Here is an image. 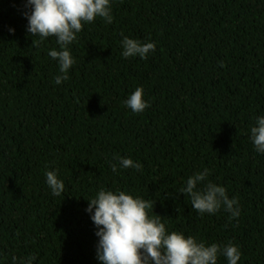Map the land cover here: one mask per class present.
<instances>
[{
	"label": "trees",
	"instance_id": "obj_1",
	"mask_svg": "<svg viewBox=\"0 0 264 264\" xmlns=\"http://www.w3.org/2000/svg\"><path fill=\"white\" fill-rule=\"evenodd\" d=\"M24 4L0 0V264H99L85 209L100 187L153 203L169 231L231 241L238 264H264V155L249 139L264 114V0H113L112 23L96 18L69 46L60 85L55 37L26 33ZM121 34L155 51L123 58ZM138 86L149 107L133 113L123 101ZM116 156L141 169L112 172ZM205 167L239 217L201 216L179 193ZM53 168L59 196L45 183Z\"/></svg>",
	"mask_w": 264,
	"mask_h": 264
},
{
	"label": "clouds",
	"instance_id": "obj_2",
	"mask_svg": "<svg viewBox=\"0 0 264 264\" xmlns=\"http://www.w3.org/2000/svg\"><path fill=\"white\" fill-rule=\"evenodd\" d=\"M113 0H25L23 13L27 23L25 31L32 37H38L42 43L48 37H55L59 46L48 50L47 55L55 61L58 73L54 76L56 85L69 79V69L75 64L70 45L77 39L85 24L100 18L105 24L113 21ZM10 34L15 29L8 28ZM122 35L120 41L123 58L139 57L146 59L155 51V43L142 42ZM33 43V41H32ZM221 67L223 63L221 62ZM143 88L138 86L123 101L133 113H141L149 103L143 98ZM249 139L253 150L264 155V114L254 119L249 127ZM115 162H109L112 172L118 168H133L139 171L141 164L130 157L116 156ZM45 183L53 196L64 191V182L53 168L46 170ZM210 170H197L187 177L179 193L187 195L191 206L203 216L213 215L223 208L230 218L240 215L238 199L229 198L224 186L208 179ZM85 211L95 227L96 260L99 264H217L223 257L226 264H238L241 250L231 241L227 243H207L192 235L180 231H169L161 216L153 211L154 204L148 200L133 196L120 189L100 187L87 199ZM154 213V214H150ZM36 257L12 255L9 264H33Z\"/></svg>",
	"mask_w": 264,
	"mask_h": 264
}]
</instances>
